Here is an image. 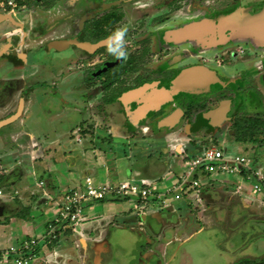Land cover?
<instances>
[{"label": "flooded vegetation", "instance_id": "1", "mask_svg": "<svg viewBox=\"0 0 264 264\" xmlns=\"http://www.w3.org/2000/svg\"><path fill=\"white\" fill-rule=\"evenodd\" d=\"M54 1L62 0H7V11L3 12L2 17L12 28L7 32L3 31V37L0 36V55L7 57L6 68L15 69L13 75L17 72L16 62L21 64L24 70L23 74L20 73L23 78L21 82H25V77L30 73L28 71H30L29 65L32 64V56L42 58L41 63L49 66L51 64L49 59H45L46 53L54 57L70 50L71 75L65 77L60 75L59 82L51 83L56 86L51 90L54 94V99L52 94L50 95L51 108L47 106V102L43 104L37 102L35 109L41 106L45 108V112L49 111L46 112L47 114H51L58 108L69 107L70 113L82 117L83 113L79 110V106L82 105L81 107L85 108L84 116L79 120V124L78 122L74 124L77 128L72 131L74 134H71L75 140L77 137L80 139L81 135H86L82 134L86 131V125L94 126L91 115L96 116L95 121H101L102 115L104 120L107 118L108 121L104 122V126L115 125L113 120L121 118L120 124L117 125L122 132L127 135V130L133 132L137 129L141 133V138L146 136L144 132L146 130L157 131V122L161 123L162 118L169 119L168 115L173 116V121L182 120L184 131L189 128L192 131L195 128L206 129L227 125L234 133L233 130L238 128L239 123L255 118H260L262 121L260 128L255 132L258 130L262 132L264 129V29L259 32L245 30L248 17L244 15L246 11L241 6L237 5L225 11L235 0H68V4L73 9L72 13L69 11L63 18L52 23L43 22L42 15H37L39 8L41 9L39 5L49 6ZM260 4L264 7V0H255L253 4L251 3L254 9L257 7V10L260 9ZM14 8L16 13H13ZM236 12L238 15L236 24L229 25L228 22L222 21L227 14ZM26 13L33 14L31 22L22 20ZM60 20H67L62 25L64 35L69 32V23L72 25L70 34L54 36L52 33L53 36L48 39L47 36L50 34H47V31ZM197 23L205 26L187 35L186 33L178 35ZM123 27L128 29L123 37L126 59L117 58L108 52V45L115 44L116 30ZM64 42L68 45L62 50L52 46ZM58 64L59 60L56 65L53 64L56 69L51 68L54 73L57 71L62 73V67L58 68ZM13 75L6 78L9 84L2 82L0 89L11 92L15 88L14 84H17L21 76ZM181 82L182 85L175 84ZM22 86L24 87L25 83ZM153 89L160 92L158 97L161 98L160 100L170 98L171 101L168 102L171 104L170 114H166L168 111L164 106H159L149 111L144 121L135 119L132 114L137 109L136 99L146 93L153 95ZM61 93H67L68 99H63ZM94 99L103 101L104 112L97 113ZM121 99L129 101L124 103L129 109L131 108L130 115L122 110ZM23 100L24 98L18 97L17 110L21 104L27 103L26 99ZM119 100L121 103L118 102ZM34 113L36 114V112L30 113L26 121L19 122L15 119L10 122L8 125H19L18 127L14 125V131L11 132L17 135L28 121L31 119L37 121ZM16 114L20 112L14 111L7 119H12ZM87 119L86 124L84 121ZM4 120L6 119L2 118L0 122ZM169 123H173L172 120ZM5 126L4 124L0 126L2 127L0 130ZM99 130L103 129L99 128ZM135 143L137 142L133 141L136 149L138 144ZM168 147L169 149L175 147V156L179 158L184 153H190L182 142L168 143ZM159 169L158 172L163 168ZM143 171L149 172V169L143 166ZM168 207H171V211L164 213L171 215L169 217H173L174 225L177 224L182 228L181 216L174 212L173 202H170ZM151 218L148 211L146 214L136 213L131 220L125 222V226H115L129 229L138 236L139 239L135 237L133 240L137 248L134 258H127V255H125L126 259L121 258L115 250V245L112 244L114 235L109 237L110 225L104 224L99 226V237H101L93 242V246L102 244L101 250L95 253L91 247L92 251H88L87 254L81 252L72 257L69 255V259L76 256L78 263L81 264H113V262L156 264L157 261L161 263L165 251L158 258L154 255L148 258L143 256V253H147L152 248L150 235L147 234V227L154 226ZM161 226L157 238L164 232L166 240L164 243L170 246L169 243L174 241L175 236L166 232L167 230L164 229L166 223ZM155 248L160 251L158 244ZM79 249L82 251V248Z\"/></svg>", "mask_w": 264, "mask_h": 264}, {"label": "rangeland", "instance_id": "2", "mask_svg": "<svg viewBox=\"0 0 264 264\" xmlns=\"http://www.w3.org/2000/svg\"><path fill=\"white\" fill-rule=\"evenodd\" d=\"M6 2L7 0H0V12L2 13L0 14V36L2 37L4 33L3 31L6 30L5 32H7L12 28L8 23L4 22V17H2L3 12L7 11ZM254 2L255 0H235L225 11L238 5L246 11L244 15L250 19L264 16L263 5L260 4L261 7L259 10H257V7L254 9L251 5V3L253 4ZM39 6H41V9L39 8L41 12L38 10L37 15H42L43 22L50 21V23H52L57 19L59 20L63 18L66 15L65 13H68L69 11L72 13L73 11L72 6L68 4V0L54 1L49 6H45L44 4ZM13 13H16V8H14ZM32 17L33 14L26 13L22 20L31 22ZM66 21L67 20H60L59 23H54V25L47 31V34H50L47 38H51L53 36L52 33H54V36L62 35V25ZM71 28L72 25L69 23V32H67L66 35L63 34V36L69 35ZM31 59L32 64L29 65V76L27 75V77H25V82H21V80H23L22 74L24 73L21 64L16 62L17 72L13 75L15 69H11V67L6 68L7 57L0 55V87L3 85L2 82L8 83L6 78H9V76H16L17 74L22 73L17 75L21 77L17 84H14L15 88L11 92H8L6 89H0V112H2L0 113V119L11 117L14 111H19L21 114H16L4 124L6 126L3 130H0V138L9 139V135L13 134L11 131H14L13 126H19L18 124L8 125L10 122L15 121V119L19 122H22L23 120L26 121V117L30 113L36 112L34 115L38 120L33 121L31 119L28 121L27 124H24L25 130H22V128H24L22 127L20 133H26L29 130L32 131V133H35L38 130H41L40 133L37 134V137L44 139L48 136V138L52 137L53 139H59L65 144L63 147V151L67 152L65 161H62L59 154H56L54 160L56 163L47 160L52 167L56 169L54 173H56L58 177L63 178L67 176L69 172L68 168L71 167L74 161L75 164L78 165L83 162L84 149L89 147L88 143H91V146L86 150L88 156L85 157L84 161L87 166H90L89 168H91V166L96 168L94 177L95 180L99 182H119L124 180L140 181L148 184L154 182L157 185L158 190L163 192L172 184L175 175L184 170L181 158L175 156V147L171 149L168 147V143L179 144L181 142L185 144L186 148L189 150L192 148L199 149V147H223L222 149L229 155L234 153L248 155L251 157L253 165L255 167L261 166L264 172V129L262 132L261 130H258L252 137L244 135L239 136L238 138L236 133H233L227 125L206 129L195 128L192 131L189 128L187 131H184L183 121H173V116L168 115L170 120H163L162 118L161 123L157 122V131L146 130L144 131L146 136L144 135L145 137L143 136L144 138H141V133H139L137 129L133 132L132 130H127V135L124 134L122 130L121 133L120 131L113 130L108 133L106 132V129L109 126H104V122L108 121V119L106 118V120H104L105 118L102 115L103 118L101 117V121H95L96 116L91 115L90 118L93 119L92 122L94 123V126H92V124L86 125V131L83 133L80 132L86 135H81V140L78 142L74 139V136H71V134H74L72 131L77 128L74 124H77V122L79 124V120L84 116L85 108L81 107L82 105L79 106V110L83 113L82 117L76 113L74 115L70 113V110H68L69 107H66L65 109L58 108L51 113H56V115L47 114L46 112L49 113V111L45 112V108H41V106H38V108L35 109L37 102H41L42 104L47 102V106L51 108L49 104V101H51V90L56 88L55 84L56 82H59L60 75L63 77L71 75L70 50L63 51L59 53V56L57 55L54 57H51L49 53H46L45 59H49V63L51 64L49 66L41 63L42 58L40 59L37 56H32ZM35 60L40 63H35ZM58 60V68L62 67V73H58V71L54 73L53 69H51H56L55 65ZM52 62H54L55 65H53L54 63ZM51 71L53 72L51 73ZM53 81L55 82L54 85L51 84ZM23 83H25L24 87L22 86ZM175 84L177 86L178 84L182 85V82ZM159 93V91L156 89L154 91L153 89V95L146 93L136 99L137 109L132 114L135 119L137 118L139 121H144L149 111L154 110L155 107L159 106H164L165 110L168 111L166 114H170L169 109L171 104L168 103L171 101L170 98H166L162 101L160 100L161 98H158L160 95ZM161 93L164 95L162 91ZM53 96L54 94H52V98ZM61 96L63 99H68L67 93H61ZM18 97H21V99L24 98V100L26 99L27 102L25 105L21 104L19 110L16 109ZM52 101L56 102V100ZM93 101L95 104L94 107L97 108V113L104 112L102 107L104 105L103 101L100 99H94ZM124 101L127 102L128 100H122V103L120 100L118 102L121 103L122 110L130 115L131 108L129 109ZM58 103L61 104V101L58 100ZM116 109H119V107H116ZM138 114L139 116L137 117ZM121 116L123 115L121 114ZM120 119L121 118H119V120L114 119L113 123L115 125L118 123L120 124ZM171 120L173 123H169ZM87 122L88 119L84 121L86 124ZM123 126L125 128V125ZM98 127L103 130H99ZM88 128L91 130H87ZM47 134H52V136ZM128 135H131V137L129 138ZM17 137L21 138V140L28 139L26 134H21V136L17 135ZM165 137L166 139H169V141H167ZM92 138H95L96 141H91L90 139ZM133 141L137 142L135 145L138 144L136 145V149L133 146ZM102 156L105 161L101 159ZM8 157L9 156L1 155L0 171L4 168V165L7 164L4 162L6 159L9 162L12 161V158ZM27 163H30L29 160L22 164L24 168V181L26 184L30 185V190L40 192L41 190L35 185L37 176L35 174V177L32 178V168L31 165ZM143 166H145L146 169H149V172H152V177L145 175V171L143 172ZM138 167L140 168L138 169ZM161 167L163 169L158 172V169ZM106 168L109 171V174L107 175L105 174L107 173ZM73 170L79 171L77 168H73ZM44 174L45 173H42V175ZM43 177L44 179H51L48 175ZM212 178L215 181H220L221 186L230 190L242 186L241 188H244L245 191L250 194L248 200H257L259 204L264 203L262 201L263 198H260V196H264V194H257L253 191V181H247L244 177L233 174H223L217 178H214L213 175ZM214 184L215 185L212 186L211 184L208 185V188L206 187V189H208L207 191H203V189L201 190L200 188L196 192L182 195L181 199L174 201L161 203L157 198L148 201L140 212V214H146L148 211L149 215L152 216L150 219L151 223L154 224V226L147 227V234H149L151 238L150 247L152 248H150L147 253H143L145 258H148V256L152 257L153 255L158 258L165 251L161 263L160 261H157L156 264H237L243 260L257 262L264 259V220H260L261 217L259 215H253L248 207L245 209V214L243 215L245 210H242V215H239L238 217L234 208L240 203L239 199L243 197L237 198L239 195H235L233 196L234 198H232L230 195L222 192L220 188L216 187V183ZM202 191L204 194L200 195ZM257 195L260 196L257 197ZM170 196L171 195H167V197ZM59 197L60 196L57 194L52 201L59 200ZM170 202H173L174 204V212L176 211L177 214L181 216V221L183 223L182 228H179L177 224L174 225L173 217H169L171 215L168 213L166 215L164 213L165 211H171V207L163 208L165 206L164 204L169 206ZM90 203L91 204L87 205L83 210V214L89 218L88 222H91L94 217L96 218L98 215L104 216L110 213L114 215L115 212L117 213L114 220H111L110 224H108L110 225L108 229L109 237L114 235L115 239H113L112 244L115 245V250L123 260L126 259L125 255H127V258H134V255L137 253V248L135 247V241L133 240H135V237L139 239L138 236L129 229L116 228L115 226H125V222L127 223L128 220H131L134 217V214L138 211L136 204L126 199L111 200L110 202L93 201ZM161 212H163V214ZM51 216V212L48 214L38 212L29 218L22 217V213H19V216L17 217L20 221L26 219L27 221L25 223L30 227L27 234L22 233L20 227L22 222L19 220H15L9 225V227L14 231L18 239H23L27 236L38 237L45 231L44 223ZM262 219H264V217H262ZM163 223H166V227H164V229L167 230L166 232H169L171 236H175L174 241L169 243L170 246L165 245L164 243V232L159 238H157L158 231H160L162 227L161 224L163 225ZM66 239L67 238L64 234L51 244L38 241L36 251H41V255H43L44 252H48L50 249H53L58 245L64 246L63 244ZM157 244L160 251L155 248ZM142 249H144V247ZM71 260L76 264L79 261L76 259V256L71 258ZM113 264L115 263L113 262ZM137 264L141 263L139 262Z\"/></svg>", "mask_w": 264, "mask_h": 264}, {"label": "crops", "instance_id": "3", "mask_svg": "<svg viewBox=\"0 0 264 264\" xmlns=\"http://www.w3.org/2000/svg\"><path fill=\"white\" fill-rule=\"evenodd\" d=\"M22 130L25 129L22 128ZM112 130L120 131L121 133V128L119 125L109 126L106 129V132L110 133V131ZM29 131L26 133H17V135L19 136H21V134H26L28 136L27 140H21V138H18L17 135H14L15 133L10 134L9 139L0 138V152H2L0 153V158L1 155L9 156L8 158H12L11 162L7 161V159L4 161L8 165H4V168H2V170L0 171L1 250H4L5 248L15 244L16 241L19 240L16 237L14 231L9 227V225L12 224L15 220L20 221V219L17 217L19 216V213H22V217L29 218H31L35 213L38 212H43L44 214H48L49 212L52 213L55 204L60 201L64 191H66L68 188H73L80 185L82 183V178L86 175H90L95 179L94 174L96 173V168L94 166H91V168H89L90 166H87L84 161L85 157L88 156L86 150L90 148L91 143H88L89 147L87 149H84L83 162L78 165L75 164L74 161L71 167L68 168L69 172L67 176L61 178L58 177L56 173H54L56 169L53 168L47 160L55 162L54 160L56 158V154H59L62 158V161H65V156L67 153L63 151V147L65 146V144H63V142H61L59 139H53L52 137L44 139L37 137V134L40 133L41 130H38L35 133ZM49 136L52 135L49 134ZM90 140H95V138H92ZM101 159L105 161L103 156L101 157ZM114 159L116 160L115 157ZM27 160H29L30 162L27 164L31 165L32 168V178L35 177V174L37 176L35 185L41 190L40 192L30 190V185L26 184L24 181V168L22 164L26 163ZM73 168H77L79 169V171H74ZM139 168L140 167H138V169ZM255 168L261 170L264 174L263 168L261 166ZM41 172L45 174L42 175ZM144 173L148 177H152V172ZM105 174H109V171L107 170V173ZM46 175H48L51 179H44L43 176ZM40 182H42V184H40ZM214 183H216V187L220 188L222 192L230 195L232 198H234L233 196L235 195H239L237 198L243 197L239 199L240 203L235 206L236 208H234L238 217L239 215H242L241 211H244L246 207H248L253 215H259L261 217L260 220H264L262 219V217H264V203L259 204L257 200H248L250 194L246 192L244 188H241L242 186H239L237 188L235 187L230 190L226 187L221 186L220 181L217 180H212L211 186L215 185ZM202 189L203 191L208 190L206 189V187L201 188V190ZM203 191L200 195L204 194ZM57 194L60 196V199L57 201H52V199L56 197ZM259 196L257 195V197ZM260 198H264V196H260ZM111 200L118 199H106L100 202H110ZM262 201L264 202V200ZM167 207L168 206L166 205L163 208ZM136 208H138L137 205ZM140 212L141 210L138 209L137 214H140ZM245 212L246 210L244 211L243 215L245 214ZM116 214L117 213L115 212L114 215L112 213L106 214L104 216L98 215V217H94L91 222H88L89 218L84 215L82 218V222L79 224L75 231L72 232L68 230L65 232V236L67 239L64 243V247L58 245L55 248L50 249L48 252H44L43 255H41V251L38 252V254H40L39 259H37L34 264H74L73 260H71V258L69 259V255L70 257H72V255L81 252L87 254L88 251H92L90 250L91 247H93L95 253H97L99 250H101L100 248L102 247V244L93 246V242L99 240V238L101 237H99V226H104V224H106L107 226L111 222V220H114ZM23 220L20 221L22 222L20 227L22 233L27 234L30 227L25 223L27 220ZM79 248H82V251ZM0 264H11V262H5L3 259H0Z\"/></svg>", "mask_w": 264, "mask_h": 264}, {"label": "built area", "instance_id": "4", "mask_svg": "<svg viewBox=\"0 0 264 264\" xmlns=\"http://www.w3.org/2000/svg\"><path fill=\"white\" fill-rule=\"evenodd\" d=\"M76 141L79 142L80 139L77 137ZM225 152L222 148L201 147L193 154L184 153L181 156L184 170L175 175L172 184L163 192L158 190L155 183L131 180L99 182L86 175L80 185L63 192L60 201L55 204L52 216L46 220L45 231L41 235L27 236L4 250L0 249V259L11 264H34L39 258L37 242L51 244L66 231H75L83 220L84 208L93 201L126 199L134 202L141 210L149 200L157 198L165 203L180 199L182 195L210 185L213 175L217 178L223 174L239 175L247 181H253V191L264 194V174L255 168L251 157L241 153L229 155Z\"/></svg>", "mask_w": 264, "mask_h": 264}, {"label": "water", "instance_id": "5", "mask_svg": "<svg viewBox=\"0 0 264 264\" xmlns=\"http://www.w3.org/2000/svg\"><path fill=\"white\" fill-rule=\"evenodd\" d=\"M237 20H238L237 12L236 13L228 14L227 16H224L223 19H222V21L224 23H227L228 22L229 25L236 24L237 23ZM245 23H247L244 26L245 27L244 28L245 30L248 29V30H251L253 32L262 31L264 29V16L257 17V18H253V19L248 18L247 22H245ZM204 26L205 25L204 24H201V23L193 24L189 28H187L186 31L180 32L179 34L176 33V34L182 35V34H185L186 33V35H187V34H190L192 32H195V31H198V30L202 29ZM67 45H68V43L64 42V43H60V44L52 45V46L55 47L58 50H62L64 48V46H67ZM9 120L10 119H6V120L0 122V126H2L3 124L7 123ZM167 141H169V139H167Z\"/></svg>", "mask_w": 264, "mask_h": 264}, {"label": "trees", "instance_id": "6", "mask_svg": "<svg viewBox=\"0 0 264 264\" xmlns=\"http://www.w3.org/2000/svg\"><path fill=\"white\" fill-rule=\"evenodd\" d=\"M262 121H259V118H255V119H246L243 122L239 123V126L237 129L233 130L234 133H236L237 138L239 136H244L249 134V136H253L255 130H257L258 128H260ZM251 139V138H250ZM201 147H199L200 149ZM199 149H195L192 148L189 152L190 153H195L196 151H198ZM237 264H264V259L260 260V261H240Z\"/></svg>", "mask_w": 264, "mask_h": 264}, {"label": "clouds", "instance_id": "7", "mask_svg": "<svg viewBox=\"0 0 264 264\" xmlns=\"http://www.w3.org/2000/svg\"><path fill=\"white\" fill-rule=\"evenodd\" d=\"M127 27L117 29L114 36L115 44L108 45V52L115 55L117 58H127V53L124 50L123 37L127 33Z\"/></svg>", "mask_w": 264, "mask_h": 264}]
</instances>
